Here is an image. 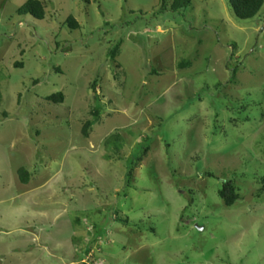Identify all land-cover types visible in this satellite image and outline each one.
Segmentation results:
<instances>
[{
    "label": "rangeland",
    "instance_id": "1",
    "mask_svg": "<svg viewBox=\"0 0 264 264\" xmlns=\"http://www.w3.org/2000/svg\"><path fill=\"white\" fill-rule=\"evenodd\" d=\"M26 1L0 0V264H264V6Z\"/></svg>",
    "mask_w": 264,
    "mask_h": 264
},
{
    "label": "trees",
    "instance_id": "2",
    "mask_svg": "<svg viewBox=\"0 0 264 264\" xmlns=\"http://www.w3.org/2000/svg\"><path fill=\"white\" fill-rule=\"evenodd\" d=\"M162 1L163 4H165L167 0ZM228 3L230 4L235 17L241 22H247L255 19L260 14L264 6V0H228ZM189 5H191L190 0H174L171 8L174 12L178 13L181 10H187ZM17 13L19 16L30 15L40 21H43L46 17L45 5L40 0H27L22 5V7L18 9ZM67 23L69 24V27L73 30H77L80 27L77 20L72 16L68 18ZM112 50L113 52L110 55L111 57H115L116 52L119 51V46L115 47ZM16 66L22 67L23 65L17 64ZM46 100L53 104H63L65 97L63 93H59L48 97ZM100 110L101 108L98 107L95 111V116H99ZM91 127L92 122L87 121L82 129L83 135L85 137H89V130L91 129ZM115 139L118 142L120 141L119 136L115 137ZM137 160L141 161L142 159L137 158ZM18 175L22 184L27 185L29 183V174L24 168L19 169ZM219 198L228 208L233 207L239 201L240 197L237 188L232 181L223 183L222 189L219 192Z\"/></svg>",
    "mask_w": 264,
    "mask_h": 264
},
{
    "label": "crops",
    "instance_id": "3",
    "mask_svg": "<svg viewBox=\"0 0 264 264\" xmlns=\"http://www.w3.org/2000/svg\"><path fill=\"white\" fill-rule=\"evenodd\" d=\"M41 1V0H40ZM43 2V1H42ZM45 10H46V8H45Z\"/></svg>",
    "mask_w": 264,
    "mask_h": 264
}]
</instances>
